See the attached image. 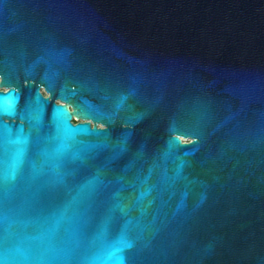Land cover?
<instances>
[{
  "label": "water",
  "instance_id": "1",
  "mask_svg": "<svg viewBox=\"0 0 264 264\" xmlns=\"http://www.w3.org/2000/svg\"><path fill=\"white\" fill-rule=\"evenodd\" d=\"M19 147L0 234L78 203L9 264H264V0H0V175Z\"/></svg>",
  "mask_w": 264,
  "mask_h": 264
},
{
  "label": "snow or ice",
  "instance_id": "2",
  "mask_svg": "<svg viewBox=\"0 0 264 264\" xmlns=\"http://www.w3.org/2000/svg\"><path fill=\"white\" fill-rule=\"evenodd\" d=\"M87 128L86 125L81 126ZM99 135H104V133H99ZM14 143L26 146L28 141L26 139H17ZM68 147L67 143L61 141L60 145L51 153L45 152V159L43 164L37 168L33 165V172L35 178H45V187H51L53 190L58 185L64 184V174L61 172L60 157L63 152ZM26 147H19L13 156L10 171L5 169L0 175V179L7 181L9 178L15 179L16 172L20 169L24 163ZM99 183L98 178H93L89 180L86 184L80 187L78 195H91L96 190V185ZM0 187H3L0 185ZM5 193L8 189L4 187ZM78 203L76 197H73L71 201L65 202L63 205L57 204L55 202L50 203L46 206L44 212L37 217L34 221L35 224V235H24L21 236L19 233L13 232L11 227H6L2 234H0V264H9L8 257L11 256L13 259L17 255L22 254L21 245H27L36 251L41 252L40 260L45 258L44 254L51 253L52 259H59V253L63 251L62 248L57 245V233L62 224L69 222L73 219V215H69L70 209L73 208L75 204ZM0 218L5 221L9 220V217L0 212ZM60 244H74L78 241L74 238V235H70L67 239L61 240ZM124 246L130 247L125 241H121ZM115 251H120V249H115ZM114 254H109L107 258L102 261V264H107V261L113 260ZM97 259H100L99 257ZM114 264H123V258L116 256L114 257Z\"/></svg>",
  "mask_w": 264,
  "mask_h": 264
}]
</instances>
